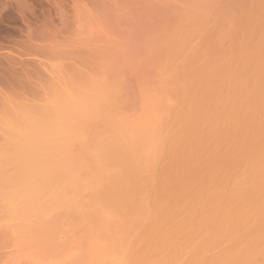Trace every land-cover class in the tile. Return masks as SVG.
<instances>
[{
    "label": "bare ground",
    "instance_id": "obj_1",
    "mask_svg": "<svg viewBox=\"0 0 264 264\" xmlns=\"http://www.w3.org/2000/svg\"><path fill=\"white\" fill-rule=\"evenodd\" d=\"M187 1L154 79L81 52L10 101L0 264H264V0Z\"/></svg>",
    "mask_w": 264,
    "mask_h": 264
},
{
    "label": "rangeland",
    "instance_id": "obj_2",
    "mask_svg": "<svg viewBox=\"0 0 264 264\" xmlns=\"http://www.w3.org/2000/svg\"><path fill=\"white\" fill-rule=\"evenodd\" d=\"M190 6L187 0H0V145L7 142L20 121L17 115H21L16 113L15 116L7 108L10 101L13 108L17 107L14 111H18L21 106L24 108L23 103L28 98L35 101L33 96L39 95L48 83L58 81L61 77H55L57 70L53 72L60 57L58 63L62 62L63 66L64 59L66 65L78 63L76 55L78 58L81 52L91 51L90 54L96 55L94 62L104 57L105 68L99 67L97 72L105 73L112 80L120 78L132 84L136 75L154 79L159 61L158 37L165 21L172 12ZM58 71L61 75L66 73ZM31 88L38 92L34 93ZM0 224L3 228L7 225ZM5 230H9L8 227ZM59 235L63 239V232ZM25 237L32 239L35 236ZM36 239L38 242L39 238ZM29 241L34 245L32 251L36 255L39 248L36 249V242ZM19 243L23 247L24 244ZM8 246L0 249L1 258L13 251L10 240ZM30 246L28 252L32 254Z\"/></svg>",
    "mask_w": 264,
    "mask_h": 264
}]
</instances>
